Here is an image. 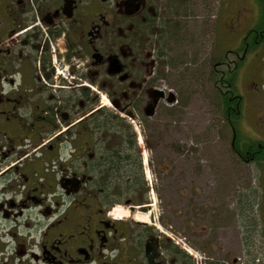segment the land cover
Returning <instances> with one entry per match:
<instances>
[{
  "label": "flooded vegetation",
  "instance_id": "obj_1",
  "mask_svg": "<svg viewBox=\"0 0 264 264\" xmlns=\"http://www.w3.org/2000/svg\"><path fill=\"white\" fill-rule=\"evenodd\" d=\"M232 2L236 14L230 28L220 19L225 37L216 33L206 69L232 148L256 143L246 154L264 157V143L244 141L234 126L244 124L246 104L255 111L264 99V0ZM187 6L0 0V264H193L161 225L153 223L156 232L146 216L136 219L150 208L146 194L131 197V182L116 178L130 163L114 164V139L104 143L94 120L107 103L117 115L155 117L170 93L159 88L155 49L173 43ZM120 185L123 202L114 194Z\"/></svg>",
  "mask_w": 264,
  "mask_h": 264
},
{
  "label": "rangeland",
  "instance_id": "obj_2",
  "mask_svg": "<svg viewBox=\"0 0 264 264\" xmlns=\"http://www.w3.org/2000/svg\"><path fill=\"white\" fill-rule=\"evenodd\" d=\"M185 1L188 6L178 15L173 43L155 49L162 63L159 88L172 93L174 103H161L155 117L146 121L140 111L134 118L119 112L125 122L114 128L133 138L134 154L140 158L136 168L150 208L136 219L146 216L147 226L156 232L153 223L161 225L193 264H264V161L245 162L231 150L230 127L220 118L217 80L206 69L216 33L225 37L220 19L225 17L230 28L236 9L233 0L226 11L227 0ZM257 107L254 111L246 104L244 124L237 121L234 126L247 136L244 141L264 143V127L256 128L264 120V99ZM103 109L113 110L108 103ZM130 161L126 184L137 177ZM122 195H117L121 202L126 199ZM122 206L114 208L125 211Z\"/></svg>",
  "mask_w": 264,
  "mask_h": 264
},
{
  "label": "trees",
  "instance_id": "obj_3",
  "mask_svg": "<svg viewBox=\"0 0 264 264\" xmlns=\"http://www.w3.org/2000/svg\"><path fill=\"white\" fill-rule=\"evenodd\" d=\"M106 113V114H105ZM105 114V115H103ZM115 120V124L112 122V120ZM96 121V126L99 132V135L103 136L104 138V143H108L110 142V138L114 139L113 141V149L111 150V160L114 162V164L116 166H118L121 164L124 166V164L126 163L127 159L130 158L131 159V164L132 167L136 170V175L137 177L135 178V180L130 181V191L132 193H129V195L132 197V195L134 193L136 194H142L141 192H145V190H142L143 187V183L141 182L142 180V175L141 173H138V169L140 166V158L138 156V154H134L135 151V146H134V141L133 138L130 140V137H123L124 135H119L117 133V131L114 128H119L122 127V125H120L121 123H124V119L120 118L119 115L115 114L114 112H110V111H106V109H101L98 112L97 117H95L94 119ZM113 124V128L112 130L110 129V125ZM118 124V125H117ZM125 127V126H124ZM121 133V132H120ZM126 140L127 142L130 144V146L128 145V147L126 148L125 144H126ZM242 145V144H240ZM239 144L235 143L233 148L231 149L239 158H241L243 161L245 162H262L264 161V157L261 156V154H255V156L252 158L249 157V155L246 154V150L248 148H250L251 151H253L255 148L256 143L253 145L251 144L250 146H247L246 144L242 145L240 147ZM263 145V144H261ZM242 149V150H241ZM130 150V155H128L127 151ZM244 150V152H243ZM123 166H121V168H124ZM137 166V168H136ZM127 175H119L116 176V178H124ZM127 178V177H125ZM127 189V188H125ZM127 191V190H126ZM125 191H123V188L120 185V188H116L114 191V194L116 195H122ZM246 264H251V263H246Z\"/></svg>",
  "mask_w": 264,
  "mask_h": 264
},
{
  "label": "water",
  "instance_id": "obj_4",
  "mask_svg": "<svg viewBox=\"0 0 264 264\" xmlns=\"http://www.w3.org/2000/svg\"><path fill=\"white\" fill-rule=\"evenodd\" d=\"M167 96H168V97H167V99H166V102L169 103V104L174 103V101H175V97H174V95H173L172 93H168ZM162 98H163V97H162ZM156 101H157V100H154V104H153V106L149 105V106L145 109V116H147V117H151V116L153 115V113H154V105H155Z\"/></svg>",
  "mask_w": 264,
  "mask_h": 264
},
{
  "label": "bare ground",
  "instance_id": "obj_5",
  "mask_svg": "<svg viewBox=\"0 0 264 264\" xmlns=\"http://www.w3.org/2000/svg\"><path fill=\"white\" fill-rule=\"evenodd\" d=\"M121 211V210H120ZM119 214H122V212H119ZM141 221V220H140Z\"/></svg>",
  "mask_w": 264,
  "mask_h": 264
}]
</instances>
